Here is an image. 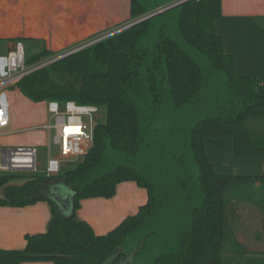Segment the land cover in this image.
Masks as SVG:
<instances>
[{
    "label": "trees",
    "instance_id": "1",
    "mask_svg": "<svg viewBox=\"0 0 264 264\" xmlns=\"http://www.w3.org/2000/svg\"><path fill=\"white\" fill-rule=\"evenodd\" d=\"M179 1L130 0L133 22L167 9L20 82L33 103L107 112L82 162L18 186L10 182L21 177L0 175V206L47 202L52 215L47 232L27 235L24 249H0V264H222L227 210L239 233L263 224L249 206L227 207L226 187L245 177L218 174L205 141L222 147L219 139L232 137L236 157L264 158V84L237 75L224 51L215 29L222 0ZM12 42L25 45L28 66L55 55L34 41ZM126 182L148 199L117 228L97 235L77 218L82 200L111 199ZM59 184L72 197L68 214L55 201Z\"/></svg>",
    "mask_w": 264,
    "mask_h": 264
},
{
    "label": "crops",
    "instance_id": "2",
    "mask_svg": "<svg viewBox=\"0 0 264 264\" xmlns=\"http://www.w3.org/2000/svg\"><path fill=\"white\" fill-rule=\"evenodd\" d=\"M129 11L130 0H0V43L7 52L14 45L13 40L26 39L61 54L100 34L133 23ZM215 29L222 38L224 51L234 57L236 74L255 76L264 84V0H222V16L215 20ZM260 94L264 95V87ZM14 115L10 126L13 130L2 131L0 140L12 136L16 130ZM219 140L222 147L215 141H205V152L214 169L220 175L245 177L233 180L226 187L227 207L235 203L249 206L257 211L263 223L243 227L239 233L227 210L222 264H264V158L236 157L234 139ZM15 180L10 185L25 182ZM147 199L146 191L136 183H121L111 199L82 200L76 216L87 222L97 235H106L136 214ZM51 216L47 202L21 208L0 206V249H24L27 235L47 232Z\"/></svg>",
    "mask_w": 264,
    "mask_h": 264
},
{
    "label": "built area",
    "instance_id": "3",
    "mask_svg": "<svg viewBox=\"0 0 264 264\" xmlns=\"http://www.w3.org/2000/svg\"><path fill=\"white\" fill-rule=\"evenodd\" d=\"M190 0H180V3ZM201 1V0H193ZM167 8H159L152 14H160ZM150 14V15H152ZM136 22V21H134ZM131 23L100 34L90 41L61 53L56 59L28 66L26 49L21 42L15 43L7 52L0 54V130L11 126L10 101L8 91L29 74L52 62L83 49L110 39L130 28ZM48 117L43 123L28 130L46 132L49 136L48 159L43 175H58L63 168L73 167L82 162L94 146L96 128L103 122L102 108L93 105H79L72 101L47 102ZM14 130L11 134L21 133ZM1 138V136H0ZM52 146L58 147L59 156L55 157ZM40 145L6 147L0 141V171L5 175L19 173L39 174L41 166L38 158Z\"/></svg>",
    "mask_w": 264,
    "mask_h": 264
},
{
    "label": "rangeland",
    "instance_id": "4",
    "mask_svg": "<svg viewBox=\"0 0 264 264\" xmlns=\"http://www.w3.org/2000/svg\"><path fill=\"white\" fill-rule=\"evenodd\" d=\"M121 26H123V25H121ZM80 45H77V46H80ZM38 47H41V46L38 45ZM5 52H6L5 46H1V43H0V54L5 53ZM59 55H61V54H59ZM59 55L55 53L54 56H52V57H50L44 61H41V62H46V61L56 59L57 57H59ZM41 62H39V63H41ZM39 63H37V65ZM8 96H9V101H10V105H11L10 106V114L12 117L14 116L13 118H15V115H14L15 113L17 116V120L15 123V129L22 130V132L17 133V134H13L12 136H9L6 138H2L0 140L1 144L6 145V147H17V146L37 143L38 141L41 143L40 149H39L40 154H39V158H38V161L41 165L39 167V171H38L39 174H35V173L12 174V175H16L18 177H21V178H17L15 180L16 182H22L25 180H29L31 177H34L35 175L44 174L45 169H46V162L48 159V145L47 144L49 143V136L46 132L32 131V130H28V129L46 121V119L48 117L47 102L33 103L26 98L24 99L21 96L19 85L13 86L8 91ZM102 110H103V113L105 116V119L103 120V122H105L107 111L105 108H103ZM7 130L10 131V130H13V128L10 127V128H7ZM2 131H6V130H0V133ZM207 142L208 141H206V143ZM218 147H220V146H218ZM52 152H53V155L55 157L59 156L60 151H59L58 147L52 146ZM0 175H2L1 171H0ZM55 188L57 189L58 193H60L62 195V197H61L62 199L67 200L69 198L70 192L65 185L59 184ZM55 201H56L57 205L59 206V208L64 209V207L62 206V204L58 200L55 199ZM252 243H253V241H251V239H250L249 244L252 245Z\"/></svg>",
    "mask_w": 264,
    "mask_h": 264
},
{
    "label": "water",
    "instance_id": "5",
    "mask_svg": "<svg viewBox=\"0 0 264 264\" xmlns=\"http://www.w3.org/2000/svg\"><path fill=\"white\" fill-rule=\"evenodd\" d=\"M155 15L156 14L149 15L145 19H148V18L153 17ZM145 19H143V20H145ZM143 20H141V21H143ZM141 21H136V22L131 23L130 28L132 26H135L136 24H139ZM57 194H55L56 200H58L62 204V206L64 207V209L60 208L61 211L64 212L65 214H68L71 211V200H72V197L69 195V198L67 200H65V199L61 198L62 195L60 193H57Z\"/></svg>",
    "mask_w": 264,
    "mask_h": 264
}]
</instances>
